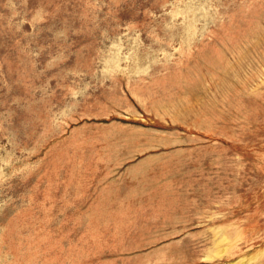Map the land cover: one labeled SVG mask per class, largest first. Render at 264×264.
Returning <instances> with one entry per match:
<instances>
[{
	"label": "rangeland",
	"instance_id": "374dc122",
	"mask_svg": "<svg viewBox=\"0 0 264 264\" xmlns=\"http://www.w3.org/2000/svg\"><path fill=\"white\" fill-rule=\"evenodd\" d=\"M0 264H264V0H0Z\"/></svg>",
	"mask_w": 264,
	"mask_h": 264
}]
</instances>
